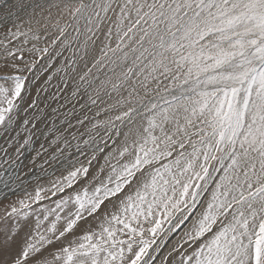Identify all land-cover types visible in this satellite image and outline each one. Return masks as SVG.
Here are the masks:
<instances>
[{
    "label": "snow or ice",
    "instance_id": "snow-or-ice-1",
    "mask_svg": "<svg viewBox=\"0 0 264 264\" xmlns=\"http://www.w3.org/2000/svg\"><path fill=\"white\" fill-rule=\"evenodd\" d=\"M4 201L0 264H264V0H0Z\"/></svg>",
    "mask_w": 264,
    "mask_h": 264
},
{
    "label": "rangeland",
    "instance_id": "rangeland-1",
    "mask_svg": "<svg viewBox=\"0 0 264 264\" xmlns=\"http://www.w3.org/2000/svg\"><path fill=\"white\" fill-rule=\"evenodd\" d=\"M15 43V42H14ZM41 46H43V45H41ZM28 47H30V45H28ZM67 54V53H66ZM17 55H19V53H17ZM29 57V54L28 53H24V58L25 59H27ZM47 178H45V180H46ZM29 190H31V189H29ZM20 197L22 198L23 197V193H20ZM17 199V197L16 196H12L11 198H10V201H14V200H16ZM10 201H4L3 203H0V209H2L3 207H4V205L5 204H7V203H9ZM45 203H47V201H45ZM175 237H173V239H174Z\"/></svg>",
    "mask_w": 264,
    "mask_h": 264
}]
</instances>
